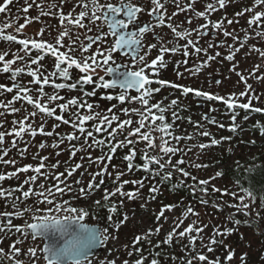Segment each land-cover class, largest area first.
<instances>
[{"label": "snow or ice", "instance_id": "snow-or-ice-1", "mask_svg": "<svg viewBox=\"0 0 264 264\" xmlns=\"http://www.w3.org/2000/svg\"><path fill=\"white\" fill-rule=\"evenodd\" d=\"M11 3H13V0H0V13L9 11V5ZM25 3L26 7L23 11L27 13L33 7V3H28V0H25ZM61 3H71V0H61ZM195 3L196 0H190V2H184V0H77L80 11L75 16H73L75 7L67 15L63 11L60 12L59 20L60 24L64 26V30L56 37L55 44L37 38L18 40L16 35L5 33V29L11 27V25L8 23L4 24L0 27V40L15 41L21 47L12 53L13 58L11 59H6L9 55L7 51L0 52V64H2L0 66V73L9 74L11 81L10 87L5 84H0V93H12L15 90V95L6 103L0 101V107L12 113H18L22 111V108H17L14 104L23 101L31 105L33 111L27 112L25 110L26 114L21 119L13 121L11 131L7 133L0 132V146L3 145L6 135L14 137L12 146L15 147V138L22 139L25 134L35 137L39 133L47 136H57V139L51 145L53 148H58L67 140L71 153L70 158L75 157L78 151L85 150V146L99 149L101 155L93 158L89 154L88 159L93 163L103 165V167L92 174V178L87 182L86 188H79L80 196H90L95 189H99L104 184L103 179L97 182V177H103L105 174L111 175V173H108V166L104 164V161H111L113 154L122 147L128 148L124 160L127 161V170L129 172L135 167H139L141 170L153 175H161V183L165 180H171L174 173H179L182 177H190L194 182L191 189L193 194L196 193L197 187H199L200 193L203 196H207L210 180L222 177L224 173L223 171H217L209 179L197 181L196 176L181 166L185 163L183 154L173 162V157L177 153L184 152L178 146L179 142L181 140H191L193 134L186 136L174 134V124L176 120L182 118L178 116L176 111H172V122L170 123L168 122L166 113L175 108L178 100L173 99L168 105H164L162 101L151 103L154 94L161 91L160 87L154 88L152 85H167L174 89H179L184 95L193 94L196 97H202L208 101L222 102L227 112L230 113L231 123L228 125V130L232 133L242 132L244 130L241 124L237 123V109L264 114V107L253 106V101H259L260 96L256 94L253 86L248 83V77L241 72H236L237 64H233L230 70L236 72L239 76V81L243 82L245 86L244 90L239 93L231 92L227 95H221L197 87L172 83L163 79H154L158 75L159 69L166 66V54H176L182 51L183 55L187 57L190 55L189 49L197 55L203 52L207 56V59L201 61L190 70L193 75L200 72L210 61L221 55L220 52H216L215 56L207 55L208 48H212L213 45L209 44L207 48H204L199 46V44L201 37L207 34L210 27L214 30H221L223 28L226 17L213 21L210 19V15L219 9H223L226 0L209 2L204 6L203 11H196L194 9ZM169 4H174L176 9L171 14L168 12ZM182 4L183 6H181ZM35 6L37 8L40 7L38 4ZM49 7L54 8L56 5L51 4ZM258 7L261 10H257ZM189 10L193 11L195 18H203L205 23L199 24L195 28H184L182 24L173 23V18L178 13H186ZM245 13L250 14L247 19V25L249 28L255 26L253 29L255 36L264 37V0H253L251 7L244 8L235 13V15L239 17ZM48 14L43 11L40 12V15ZM145 15L149 18L147 21L143 19ZM35 19L38 20L39 16L35 17ZM192 19V16L186 17L188 25H191ZM65 22H67L66 25ZM236 22L238 23V21ZM233 23V20H227L228 25ZM68 26L86 29L87 32H92L95 29L97 34L87 37V43H81L79 47H76L79 35L73 40ZM24 27L25 25L22 24L15 31L19 33ZM163 27L170 29L172 34L171 39L162 38L161 33L157 31V29ZM44 32L45 29L41 28L36 36L42 37ZM149 33L159 43L146 44L145 39ZM194 34L195 39H193ZM223 36H231L234 41L241 39L235 34V31L229 32L223 30ZM65 37L69 39L67 45L64 44ZM249 38L248 31L244 30L243 41L246 42ZM181 41H184V43H181ZM221 44H224V42L221 41ZM93 45H96L95 48H93ZM226 46L230 51L224 59L233 61L236 54L245 45L244 43H240L239 47H234L233 45ZM61 49L66 50L62 51ZM153 49H158V54L154 59L149 61L148 56ZM251 51L258 52L261 57H264V50L256 48L255 45L251 46ZM33 52L36 53L35 56H33ZM77 52L79 53L78 57L75 55ZM21 53L23 54L21 55ZM49 53L55 58L54 70L46 72L40 62ZM17 61H24V67L17 66ZM177 63L179 64L181 62L177 61ZM183 63L187 64L188 61L185 59ZM33 65L36 67L34 68ZM259 68L260 65H256L252 72L249 73V76H254L257 80H264V76H255ZM73 69L79 70L80 75L74 83L67 82L72 80ZM101 73L103 74L101 75ZM23 74L32 77V80L27 85L21 84L18 79ZM177 75L183 76L179 72ZM56 77H59L65 82H57ZM215 83L220 84L221 81L216 80ZM30 85H38V87H31ZM47 85H51L54 89L52 94L45 92V86ZM88 85L92 86L91 91L85 90V86ZM65 88L69 91H79L82 95L72 96L66 99L59 94V90ZM97 90H110L102 95L101 99H107L109 101L115 99L120 104H124L125 102L129 104L136 103L139 107L121 108L120 112L127 117L126 119H121L120 115L116 114L114 111L117 108L116 104L111 105L106 111H101V105L88 101L89 97L96 96ZM130 90H134L136 94L132 95ZM244 98H246L247 102H242ZM211 111H216V109L213 108ZM38 114L42 117L54 118L62 124L70 125L73 131L66 133L64 136H60L59 133H54V131L46 132V121L44 119H41L38 126H34L31 122ZM0 115H4V113H0ZM133 116L137 118L135 121L132 119ZM203 119L212 124L217 123L214 118L207 115ZM243 119L247 121L249 116L245 115ZM187 120L189 123H193L191 117H187ZM88 122H91L90 128L86 126ZM194 123L198 130L203 128V125L199 121ZM52 127L55 129L59 127V124H54ZM218 127L224 128L225 125L219 123ZM253 130L264 133V124L256 121L253 125ZM198 134L202 137L209 138L208 143L194 145L202 153L205 149L219 146L233 139L232 136H222L217 139L207 130L198 131ZM81 138L84 141L83 145L77 147L71 143ZM248 143L254 144L255 141L250 140ZM139 144H143V148L138 149L136 146ZM45 146L46 144L41 142L39 148L43 149ZM105 149L107 150L106 155L104 154ZM26 150L25 148L21 151L22 157ZM232 150L231 146L227 149L228 152H232ZM138 151L141 154V163L137 166L133 161L137 157ZM188 151H191V149H188ZM7 153L8 149L0 148V162L15 165L16 160L3 159ZM56 155L59 156L60 152H57ZM48 159L49 157L43 156L39 158V163L36 165L25 164L23 167L16 168L15 171L0 173V182L13 177H17L18 179V173H27L29 171L34 173L26 177L14 188H4L2 183H0V199H4L5 201V210L0 211V233L7 234V232H11L14 229L24 239L30 236L32 241H41L42 246L29 247L27 252L23 253L31 258H35L31 260V264H37V261H42V264H92L90 257L93 255V249L108 240V228H101L99 226L101 218L98 216L95 217V223L88 222L90 215L94 214L90 213L85 207L74 206V201L78 199L77 196H70L67 199L64 198L74 191L72 183L69 182V178L77 169L82 167V164L77 163L65 169V172H55L54 170L59 166V161L52 163L49 168L45 163ZM193 166L195 168H207L209 165L198 163ZM236 167L237 169L242 167L239 160L236 161ZM245 171L252 173L255 171V167L249 166ZM123 175L124 172L117 171L115 174V182H119L118 186L111 190L108 188L103 189V203L100 199L94 201L96 208L107 209V220L116 230H119L121 224L127 221L128 216L125 214L123 220L113 222V214L117 212L118 206L111 198L119 195L120 197L126 196L129 200H132L140 194L139 189L144 186L143 180H123L121 182L120 178ZM40 178H42V181L37 185V180ZM50 178L55 183L46 186L45 182ZM74 183L79 185L81 184V180L78 179ZM129 183L139 185V188L135 191H123L124 185ZM180 183L183 184L184 181L181 180ZM235 184L239 192L242 193L241 195H238L237 192H229L227 188L222 190L215 187V185L212 186V192L231 195L239 201L238 203H228L224 206L214 201L213 203L217 209L221 211L224 207L235 209V213H229V220H232V217L236 213L248 217L253 211L255 212V218L257 220L262 219L260 211L256 210L253 206L259 204V208L264 209V191L258 193L250 184L244 186L239 179L235 180ZM25 185H27V190H25ZM149 191L150 193H156L159 191V188L153 185ZM17 192L20 193L19 196L14 195ZM30 199H32L31 203L28 202ZM153 199H155L154 196ZM9 202L13 209L12 211L7 210ZM200 203L207 204L208 200L202 198ZM120 204L122 206V200ZM174 207L176 205L169 204L163 206L157 219L159 220L163 217L165 210L170 211ZM189 214L199 215L189 205L183 213V218H178L179 223L175 224L172 231L167 234L163 243L171 244L174 236H178V238L187 236L188 244L195 255H190L186 264H193V261L207 262V264H220L218 258L209 260L207 255L196 251V241L199 239L202 247H207V251L212 252L214 249L211 245L218 242L216 236L231 234L234 229L226 228L221 232L219 228H215L213 237L207 245H204L201 233L206 225L197 226L198 222L193 221L183 231L177 233V229L180 228L184 223V218H187ZM26 216L27 219H25ZM12 217L23 220V223L14 224L12 219H10ZM233 222L236 226H239L241 223L251 226L252 223L247 219L244 221L236 219ZM159 232L160 227L155 229V233H153L152 229H149L148 233L144 236H137L133 243L135 245L141 240H147L151 245L149 237ZM193 232L196 235H192ZM3 239L4 237H0V243L3 242ZM23 242L21 239L14 240L9 245L10 252L8 253L5 252L3 247H0V254L9 256L13 264H25L23 260L16 259V255L22 254L21 248L17 245L23 244ZM160 243L158 241L155 247H160ZM136 251L139 253L141 250L137 248ZM38 252L42 255L37 256ZM128 255L131 256L132 252H129ZM155 255L158 257L160 253H155ZM233 255L234 251H229L226 260L231 261ZM246 255L244 254L241 257L242 262L246 258ZM145 259L146 257L141 256L133 264H144ZM107 264H117V262L116 260H111ZM123 264H129V261L124 260ZM150 264H159V260L153 258Z\"/></svg>", "mask_w": 264, "mask_h": 264}, {"label": "flooded vegetation", "instance_id": "flooded-vegetation-1", "mask_svg": "<svg viewBox=\"0 0 264 264\" xmlns=\"http://www.w3.org/2000/svg\"><path fill=\"white\" fill-rule=\"evenodd\" d=\"M184 2H190V0H184ZM209 2H214V0H196V3L194 4V9L196 11H203L204 6ZM28 3H33V7L30 8L27 11V13H25L23 11V9L26 7L25 0H13V3H11L9 5V11H7L5 13H0V27H2L6 23L10 24L11 27L5 29V33H11L13 35H16L18 40L24 39V38H37V39H43L49 43L55 44L56 37H58L59 33L64 30V26H62L60 24V20H59L60 12L63 11L64 14L67 15V13L73 7H75V12H73V16H75L80 11V7L77 4V0H71V3H67V4H62L61 0H28ZM37 4L40 5L39 8H37L35 6ZM51 4H55L56 7H54V8L49 7V5H51ZM247 5H249V4L247 3ZM181 6H183V4ZM217 7H218V5H217ZM175 10L176 9H175L174 4L168 5L169 14H171V12L175 11ZM41 11H43L45 13H49V14L48 15H40ZM37 16H39L38 20L35 19V17H37ZM188 16L193 17L191 25H188V23L186 22V17H188ZM224 17H226V16H224V13H221V9H219L218 11H216L210 15V19H212L213 21L220 20L221 18H224ZM247 17H249V16H247ZM227 18L234 20V18H232V17H226V19ZM143 19L145 21H147L149 18L145 15L143 17ZM225 20H224V24H225ZM85 23H87V21H85ZM173 23L174 24H182V27H184V28H187V27L195 28V27H197V25L205 23V20L203 18H195L193 11L189 10L186 13H184V12L178 13V15L173 18ZM22 24L25 25V27L22 29L21 32L17 33L15 31V29ZM66 24H67V22H65V25ZM229 26L230 27L234 26V28H236V24H234V23L229 25ZM68 27H69V30L71 32V36H72L73 40H75L76 36L79 35V40L77 41L76 47H79V45L81 43H87L88 42L86 39L87 37L95 36L97 34L95 32V29H93L92 32H87L86 29H80V28H77L75 26H68ZM246 27H248L247 24H246ZM254 27L255 26H253V28ZM41 28L45 29V32L43 33L42 37H37L36 34L40 31ZM253 28H250V29L253 30ZM105 30H106V28H105ZM223 30H228V29H226V26H223V28L221 30H214L210 27L207 31V34L201 37L199 46L207 48L209 44L213 45L212 48H208L207 55L215 56L216 52H220L221 55L216 57V59L210 61L206 67L201 69L200 72L193 75V74H191L190 70H192L194 68V66L199 64L201 61L207 59V56L203 52H201L200 54L197 55L191 49H189L190 55L187 57H185L183 55L182 51L178 52L176 54H166V56H165L166 66L159 69L158 75L156 77H154V79H163V80L170 81L172 83H179V84H184L186 86L197 87V88H201L202 90L212 91L214 93H218L221 95H224V94L221 93L220 88L222 86H224V89L226 90L227 89V87L225 86L226 84H230L229 85L230 86V92L229 93H231V92L239 93L240 91H243L244 89L242 87H240L239 84L240 85H244V84H243V82L239 81V76L236 74V72L242 73V69L239 68L238 62H240L242 64L243 61L249 60L251 63L253 61V59H255V57H254L255 54L258 52L251 51V47H250V49H247V47L245 49L241 48L240 51L236 54L235 59L233 61H230L229 67L227 69L226 68L224 69L225 71H229L230 76H231L230 82L227 83L224 80L223 76L221 75L222 74L221 66L223 65L222 56L226 53V51H230V49L226 45H233L234 47H238V45H237L238 40L235 41V44H233L232 41L226 42L225 36H223ZM157 31H159L161 33L162 38H167V39L172 38V34H171L170 29H168L166 27L157 29ZM230 32H233V31H230ZM248 33H249V35L252 34V32H248ZM229 37L232 39L231 36H229ZM193 39H195V34L193 35ZM241 40L243 41L242 38H241ZM221 41H223L224 44H221ZM68 43H69V39H68V37H65L64 38V44L67 45ZM145 43L147 44V43H159V42L152 37L151 33H149L146 36ZM181 43H184V41H181ZM252 45H255L256 48H260L261 50H263L262 45L253 44L251 42V44L249 46H252ZM95 46L96 45H93V48H95ZM20 47H21V45H19L15 41L0 40V52L7 51L9 53V55L6 57V59L13 58L12 53L16 52ZM61 50L65 51L66 49H61ZM252 53H255L253 55V57L251 55ZM22 54L23 53H21V55ZM157 54H158V49H153L152 52L148 56V60L150 61L151 59H154ZM35 55H36V53L33 52V56H35ZM75 55L78 57L79 53L77 52V53H75ZM185 59L188 61L187 64L183 63V61ZM177 61H180L181 63L178 64ZM40 63L44 66V70L46 72H50V71L54 70L55 58L52 57L51 54L49 53L44 57V59ZM233 64H237L236 72L230 70L232 68ZM24 65H25L24 61H17V66L24 67ZM0 66H2V64H0ZM33 67L35 68L36 66L33 65ZM178 72L182 73L183 76H178L177 75ZM102 74L103 73H101V75ZM248 74H249V72H248ZM79 75H80L79 70L73 69L72 70V80L67 81V82L74 83ZM246 77H248V79H250L252 76L247 75ZM18 79H19L21 84L27 85L28 82L32 80V77L27 75V74H23ZM56 80H57V82H65V81H62L59 77H56ZM216 80H220L221 83L216 84L215 83ZM0 84H5L6 86H9V87L11 86L9 74L0 73ZM30 86L31 87H38V85H30ZM152 87H154V88L160 87L161 91L159 93L154 94V97H153L151 103H156L157 101H162L164 105H168V104H170L171 100H173V99L178 100V104L175 106V108L169 110L166 113V116L168 118V122H170V123L172 122V116H171L172 111H176L178 116L182 118V119L176 120V122L174 124L173 132L176 133L177 135L186 136L189 134L188 132L190 130H195V131L200 130V129L198 130L195 127V123H194L195 120H193L192 116H190L193 113H194V115H197L198 117H200V120H203V121H200V123H205L206 126L217 127V125L219 124L218 121L222 123V122H224L225 118L226 119H228V117L230 118V113L227 112V110H226L225 106L222 104V102L208 101L202 97H196L193 94L184 95V94H182V92L179 89H174V88L167 86V85L166 86H160L158 84H153ZM85 90L91 91L92 86L91 85L85 86ZM53 91H54V89L52 88L51 85L45 86V92L46 93L52 94ZM108 91H110V90H97L96 96L89 97L88 101L90 103L101 105V109H100L101 111H106L109 107H111V105L116 104L117 108L114 111L116 112L117 115H120L121 119L127 118L120 112L121 108H123V107H129V108L139 107V105L136 103L129 104V103L125 102L124 104H120L119 101H117L115 99H113L111 101H109L107 99H101V96L104 95ZM130 91H131L132 95L136 94L134 90H130ZM255 91L257 93L260 90L258 88H255ZM59 94L61 96H64L66 99L71 98L72 96H81L82 95V93L79 91H69L67 88L59 90ZM13 95H15V90L12 93L2 92V93H0V101H4L6 103L8 100H10L12 98ZM33 95H35V93H33ZM242 102H247L246 98H244L242 100ZM193 103L196 106V110L191 112V107L194 106ZM258 103H259V101L254 100L253 106L254 107H260L257 105ZM14 106L17 108H22V111H20L18 113H12V112L7 111L4 108L0 107V113H4V115H0V125H2V126H0V132L7 133V132L11 131V129L13 127V121L14 120L21 119L26 114V111L27 112L33 111L32 106L28 105L26 102H23V101L16 102L14 104ZM213 108L216 109V111H211V109H213ZM237 112H238L237 121H238L239 117H241V119H242L240 123L239 122H237V123L241 124V126L243 128H248L247 132L250 131V125L249 124L254 119H248L247 121H244L243 117L245 115H248L249 118H251V117L255 118V117L264 115L261 113H255V112L246 111V110H242V109H237ZM58 114H59V110H58ZM205 115L214 118L217 121V123L212 124L209 121L204 120L203 117ZM187 117H191V120L194 123V126L192 128L190 127V123L187 120ZM41 119H44L46 121V123H45V131L46 132L47 131H54V133H59L60 136H64L66 133L73 131V129L71 128L70 125L62 124V123L56 121L54 118L42 117L40 114H38L34 118V120H31V122L34 124V126H38ZM132 119L135 121L137 118L135 116H133ZM229 122L231 123V119L229 120ZM246 123L248 125H246ZM54 124H59V127L53 129L52 126ZM86 126L90 128L91 122H88V124ZM113 126H115V125H113ZM225 127L228 128V125H225ZM157 135H159V134H157ZM13 139H14L13 136L6 135L4 143L2 146H0V148L8 149V153L6 156L3 157V159L4 160H13L14 159V160H16V164L12 165V164H4L3 162H0V173H8V172L15 171L16 168L23 167L25 164L36 165L39 163V158L43 157V156L49 157V159L47 161H45L46 165L49 168H50L51 164L55 163L56 161H59V164L64 163V162H70V163H68V165L63 164V168L65 171V169L70 168V167L74 166L75 164H77L76 161L78 159H80L81 157H83V154L85 155V152H88V150L93 149V148H88L87 146H85V152L84 151H78L76 153L75 157L70 158L71 153L69 151V142L67 140H65L64 143L61 144L58 148L51 147L52 143L57 139L56 135L47 136V135H42V134L38 133L35 137H32L28 134H25L22 139L21 138H15L16 139V146L15 147L12 146V140ZM41 142H44L46 144L45 148H43V149L39 148V145ZM262 142H261V144H262ZM71 143L76 145L77 147H79V146L84 144V141H83V138H81L79 140L72 141ZM188 143H189V140H181L179 142L178 146L184 150L185 147L188 148V145H189ZM143 146H144L143 144H139L136 147L139 149V148H143ZM25 148L27 150L22 157L21 151L24 150ZM93 151H94V149H93ZM96 151L101 155V151L99 149H96ZM57 152H60L59 156L56 155ZM127 152H128L127 147L119 148L116 151V153L113 154V159L111 161L105 160V162L109 163L110 165H114V164L120 165L124 170H127V161L124 160V156L127 154ZM104 154L105 155L107 154L106 149H105ZM180 154L181 155L183 154V156H184L185 152L177 153V156H178L177 159L180 158L179 157ZM140 159H141V154L138 151L137 157L135 158L133 163L135 164L136 162H141ZM175 160H176V158L173 157V162H175ZM184 160H185V163L181 166L184 167L186 170H188L186 167V164L188 162L186 161L185 156H184ZM81 164L83 166H86V165L91 166L90 161H86V163H81ZM76 172H74V173H76ZM140 173H141L140 169L136 168V167L130 172V174L133 175L138 180H141ZM33 174L34 173L31 171H29L27 173H18V177H19L18 179H17V177H13L11 179H6L0 183H2V186L4 188H14V187L18 186L26 177H29ZM73 176H75V178H73ZM175 176L177 178H180L178 174H176ZM182 178L185 179L184 180L185 182H187L190 179V177H185V178L182 177ZM78 179L81 180V184H79V185L74 183ZM41 181H42V178L38 179L37 185ZM69 182L72 183V185H73V189L75 192L74 196L78 195L79 197H88V200H83V201L76 200V201L79 202V204L82 202H85V203H87V205H89L91 203L89 201L90 200L89 197H91L93 192L90 196H80V194H79V188L80 187H85V188L87 187V182H88L87 176H86V178H84L79 173H78V176L73 174L69 178ZM51 183H55V181L52 180L48 184H51ZM83 184H84V186H83ZM187 184H189V183L187 182ZM25 190H27V185H25ZM14 195L19 196L20 193L17 192ZM70 196H72V195H66L65 199L69 198ZM30 201H32V199H30ZM76 201H74V202H76ZM4 205H5L4 199H0V211L5 210ZM77 205H78V203H77ZM253 207L256 210L260 211L262 219L257 220L255 217H252V218L249 216L245 217L240 213H236L232 217V220L230 221V224H229L230 228L234 229V231L231 234H237L238 233V226H236L233 221L236 219H239L241 221H244L246 219L250 220L252 222L251 226L245 225L244 223H241L239 226H245L247 228L249 227L252 230L253 235H255V237H256V241L255 240L250 241L251 243L249 246L251 248L252 245H254V243H256V247L253 249L252 248L249 249L247 252L240 251L236 247L230 248V251H234L233 258L236 255L235 259L238 260L236 263L232 261L233 258L231 261L226 260V257L228 255L229 250L226 249V247L224 246L225 244L221 245L220 243H216L215 244L216 251L212 254H208V253H204V247H202L201 241L199 239H197L196 249L197 248H203V249H201L202 253L207 255L209 260H215L218 258L220 260V264H233V263L234 264H264V209H260L259 204L257 207L256 206H253ZM7 210L8 211L13 210L10 206V202H9V207L7 208ZM253 213H254V211H253ZM252 216H253V214H252ZM10 219H12L14 224L17 223L18 221L19 222L21 221V219H17L15 217H12ZM22 221H21V224L23 223ZM4 235H12V231L7 232V234L4 233ZM8 237H10V236H8ZM151 237L152 236H150L149 238H151ZM185 237L179 238V240L184 241V240H186ZM135 239H136V237L131 239L132 246L129 249V252H132V255L134 253L133 252V250H134L133 242L135 241ZM247 242L248 241H246V243ZM103 245H104V243L102 244V248H103ZM108 252H113V250L108 251ZM129 252L126 253V257L132 258V255L131 256L128 255ZM101 253L102 252L99 251L90 257L92 260V264H93L94 260H96ZM187 254H188V250H187ZM244 254H247V255H246V258L244 259V261L242 262L241 257ZM193 255H195V253ZM106 259H108V258H106ZM0 261H1V259H0ZM128 261H129V264H131L133 262L132 260H129V259H128ZM4 262H5V264H13V262H8V261H4ZM204 263L205 262H199V261L197 262L196 261L195 264H204ZM174 264H176V263H174Z\"/></svg>", "mask_w": 264, "mask_h": 264}, {"label": "rangeland", "instance_id": "rangeland-1", "mask_svg": "<svg viewBox=\"0 0 264 264\" xmlns=\"http://www.w3.org/2000/svg\"><path fill=\"white\" fill-rule=\"evenodd\" d=\"M247 3L249 5H247ZM253 4V0H226V4L225 7L223 9H221V13H224V16L226 17H232L234 18V24H236V28H234V26H229L227 24V20L228 18L225 20V24L224 26H226V29H228L227 31H236V35L239 36L240 38H243L244 36V30H247L248 32H252L250 36V38L245 42L242 41L241 39L238 40V47L240 46V43H244L245 47H243L244 49L247 47V49H250L251 46H249L251 44V42L253 44H258V45H262L263 50H264V37H257L255 36V31L251 30L250 28L246 27L247 24V19L250 16L249 13H245L243 16H239L237 17L235 15V13L243 10L244 8H248L251 7ZM257 10H261L260 7L257 8ZM238 21V23L236 22ZM254 29V28H253ZM225 41H232L233 44H235V41L233 40V38L231 39L230 37H225ZM254 52V51H253ZM229 53V51H226V53L222 56V63L223 65L221 66V71H222V76L224 78V80L229 83L230 82V72L229 71H225L224 69L229 67L230 61L224 59V57L226 56V54ZM255 53H252V57ZM255 59H253V61L250 63L249 60H245L242 62V64L240 62H238V66L239 68L242 69V74L247 76L249 75L248 72H252V70L256 67V65H260L259 70L255 73V76H264V57H261L259 55V53L255 54ZM248 82L253 86V88H258L260 91H258L256 94L260 96L259 99V103L257 104L258 106H264V80H257L255 79L254 76H252L250 79H248ZM230 84H226L225 86L227 87V89H224V86H222L220 88L221 93L224 95L229 94L230 92ZM240 87H242L244 89V85H240ZM193 101V100H192ZM194 106L191 107V112L196 110V106L193 103ZM190 116H192V119L196 121H203L200 120V117H198L197 115L191 114ZM231 118L228 117V119H224V122H222L224 125H229ZM249 119H254L253 117L249 118ZM241 117L238 118L237 122H241ZM218 123H221L218 121ZM203 125V128L200 129L199 131H203V130H207L210 133H218L220 132L221 128L215 127V126H206L205 123H201ZM194 126V123H190V127L192 128ZM189 134H193V138L191 140H189V145L188 148L185 147L184 148V156L186 157V161L188 162L186 164V167L188 169V171L197 177V181L201 180V179H209L210 177L214 176L215 173L217 171H219L220 169L224 168H230L231 166H233L232 163H226L224 165H222V163H217L216 168L212 167H201V168H195L193 165L195 164H206L208 162H212V160L214 159V157L216 156L215 154L217 152H223V148L228 147V143L227 141L222 143L221 147L219 146H213L211 148L205 149L203 150V153L201 152V150L198 147H194V145H198L199 143H208L209 142V138H203L202 136H200L198 134V131L195 130H190L188 132ZM187 133V134H188ZM244 137L246 138H256L257 141H262V146H264V137L261 136H252L249 132L244 131ZM196 137L200 138V141L195 140ZM218 139L219 136L217 135ZM188 149H191V151H188ZM259 149V148H256ZM216 150V151H215ZM85 152V150H83ZM255 149L252 150H246V149H241L240 146H238L234 152L232 153L231 156H233L235 159L237 156L240 155V158L243 160L246 158L247 153H253L255 152ZM89 154H91V156L93 158H95L96 156H99L100 154L96 151V149L92 150H88V152H85V155L83 154V157H81L80 159H78L76 161V163H86V161H89L88 156ZM236 154V155H235ZM181 156V154L179 155V157ZM176 159L178 158L177 154L176 156H174ZM68 163L70 162H64V163H60L59 166L57 167L56 170H54L55 172H65L64 168H63V164L64 165H68ZM91 166H83L80 169H77L76 173H73L74 175L78 176V173L81 174L84 178H88V181L91 180L92 178V174L97 172L101 167H103V165L101 164H97V163H93L90 161ZM104 164L108 166V173H111V175L105 174L103 177H100L98 179V182L100 179H103L105 182V186L104 187H100L99 189H95L93 191V194L91 195L90 198V202H92V199H100L101 197H103V189L104 188H108L109 190L113 189L114 187L118 186L119 182H115V174L117 171H122L124 172V175L120 178V181L122 182L123 180H138L137 178H135L133 175L130 174V172L128 170H124L120 165L114 164V165H110L109 163H106L104 161ZM61 166V167H60ZM175 175L178 174L179 175V179H183L181 174L179 173H174ZM66 175V173H65ZM73 178H75V176H73ZM185 178V177H184ZM191 179V178H190ZM185 179H183L184 181ZM52 181V179L50 178L46 183V185L48 183H50ZM187 184V182H185ZM188 186L192 187L193 184L189 183L187 184ZM215 185V187L220 188V189H225L227 188L229 190V192H237L238 195H241L242 193L239 192L238 187L236 186L235 183H232L231 181L228 180L227 177H225L224 175L222 177H218L215 180H210L209 183V187L212 189V186ZM84 186V184H83ZM158 187V186H157ZM137 188H139V185H133L131 183L124 185L123 191L128 192V191H135ZM159 191L156 193H150L149 189L147 188V186H143V188L139 189L140 194L132 199L129 200L126 196L125 197H120L119 195H117V198H119V200L123 201L124 206L126 207H130L128 210V219L126 222H124L123 224H121L119 230H116L114 227H109V238L106 242H104L103 245V250H101L100 252H102L98 258L96 260H94L93 264H107L108 261L111 260H116L117 264H123L124 260H132V258H128L126 257V253L129 252V249L132 246L131 243V239L139 236H144L145 234L148 233L149 229L153 230V233H155V229L157 227H160V235L163 234H168L169 232L172 231L173 227L175 226L176 223H179V219L178 218H183V213L187 210L180 208L179 206L176 205V207H174L173 209L169 210H165L163 217H161V219H157V216L160 213V210L163 206L165 205H169L168 203H163L162 202V198L163 196H166V199L168 200V202L170 201H174V198L172 197L171 194H169L164 187H158ZM163 195H162V194ZM168 193V194H167ZM214 193V192H213ZM199 195L203 196L202 193H200V191H198ZM215 197L218 198L217 202L220 203L222 206L228 204V203H238L239 201L237 199H235L234 197H232L231 195H222L220 192H215L214 193ZM153 196L155 197V199H153ZM29 203H31L32 201H28ZM77 202V201H76ZM76 202H74V206H76ZM78 203V202H77ZM84 206H87V203H83ZM80 205L78 203L77 207L83 206ZM254 206H258L254 205ZM194 211L196 213H198L199 215H192L189 214L187 216V218H184V223L180 226V228L177 229V233H179L180 231H183V229L185 227L188 226V224L192 223L193 221H197V226H202V225H206V227L204 228L203 232L201 233V236L203 237V243L204 245H207L210 241V239L213 237L214 234V229L215 228H219L221 232H223L226 228H230V221L229 220V213L235 212V209H230L227 207H224L223 210H218L217 207L215 206V204L210 201V203H208L207 205H195L193 206ZM152 209L154 210V213L152 211ZM156 216H155V215ZM253 214V216H252ZM153 216V217H152ZM154 216L156 218H154ZM249 217H255V212L251 213V215ZM25 219H27V216L25 217ZM22 221V220H21ZM21 221L15 223V224H21ZM23 222V221H22ZM89 223H95L96 220L95 219H91L88 221ZM100 224V223H99ZM194 235H196L193 232ZM10 236V237H8ZM0 237H4L3 242L0 243V247H3L5 249V252L8 253L10 252V248L9 245L12 244V242L16 239H21L23 240V244L17 245L18 247L21 248L22 250V254L16 255V259H21L25 262V264H31V260L35 259V258H31L27 255H24L23 253L27 252V249L29 247H35L37 245L42 246V242L37 240V241H32L31 237L29 236L27 239H24L23 236H21L19 233H16L15 230H12V235H4V233H0ZM178 237V236H176ZM216 240L218 241L217 243H220L221 245H224L226 247L227 250L230 251V248L232 247H236L238 250L243 251V252H247L249 249H253L256 247V243H254V245H252V247L250 248V241H256V237L255 235H253L252 230L248 227L245 226H238V233L237 234H228V235H224V236H216ZM222 241V243H221ZM237 241V242H236ZM246 241H248L246 243ZM213 247V249L216 247L215 244L211 245ZM110 254H108V251H112ZM207 251V249H206ZM216 251V248L212 251L209 252L208 254H212ZM252 251V250H251ZM208 252V251H207ZM41 253H37V256H41ZM108 258V259H106ZM236 255L233 258V262H237L238 260L235 259ZM0 264H5L4 261H8V262H13L9 256H5L0 254ZM198 262V261H197ZM193 263L195 264L196 261H193ZM37 264H42V261H37ZM204 264H207V262H205ZM234 264V263H233Z\"/></svg>", "mask_w": 264, "mask_h": 264}, {"label": "trees", "instance_id": "trees-1", "mask_svg": "<svg viewBox=\"0 0 264 264\" xmlns=\"http://www.w3.org/2000/svg\"><path fill=\"white\" fill-rule=\"evenodd\" d=\"M256 121H260L262 124H264V115L255 117L254 120L249 124L250 125V131L249 133L252 136H261L264 137V133L258 131V130H253V125L255 124ZM246 125H248L246 123ZM259 127V126H257ZM244 130L242 132L238 131L236 133H232L228 130V128L224 127L221 128L220 132L218 133H212L213 136H215L217 139V135L220 137L222 136H232L233 139L228 143V147L223 148V152H217L212 160V162L206 163L209 165L208 167L216 166L217 163H222V165L226 163H232L233 166L230 168H222L219 171H223L224 176L228 178L229 181L232 183H235V180L239 179L244 186H248L249 184L251 187L256 190L258 193L260 191H264V146H262L261 142L263 141H257L256 138H246L244 137V131H247L248 128H243ZM177 135L176 133H174ZM203 138H208V137H203ZM197 141H200L201 139L196 137ZM254 140L255 143H248V141ZM263 143V142H262ZM222 145V144H221ZM220 145V147H221ZM232 147V152H228L227 149L229 147ZM240 146L241 149H246V150H252L255 149L256 151L253 153H247V156L245 159H241L240 155L236 157V159L231 156L234 150ZM259 148V149H256ZM216 151V150H215ZM236 155V154H235ZM255 158V159H253ZM239 160L242 167L237 169L236 167V161ZM141 161V159H140ZM141 162H136L135 165H139ZM249 166H254L255 171L252 173H248L245 171L246 168ZM139 168V167H136ZM140 169V168H139ZM140 173V178L144 182V186H147V188H151L153 185L155 186H160L164 187L165 190L172 195L174 198V201L168 202L166 199V196H163L162 202L163 203H168L172 205H177L182 209H187L189 205L192 207L195 205H202L200 203V200L207 199L208 203L210 201L212 202H217L218 198L215 197L214 193L212 192V189L208 186L209 193L207 196H201L198 193L199 187H197V191L195 194L192 193V187L188 186L185 181L183 184L180 183L181 179L177 178L175 175H173V178L171 180H165L163 183H161L162 176L161 175H153L149 172L141 170ZM100 177H97V182ZM188 183L194 184V182L189 179L187 181ZM105 186V182L101 187ZM167 193V194H168ZM162 194V193H161ZM163 195V194H162ZM78 197V201H83V200H88V197ZM66 198V196L64 197ZM97 200V198L92 199V202L86 207L89 209V212L94 214L90 215L88 218V221L91 219H95L96 216L100 217V227L104 228L107 227L109 230V227L111 226L107 220L108 216V211L106 208H96L94 205V201ZM100 200L103 203L102 197ZM111 200H114L117 203V212L113 214V222H119L120 220H123V217L125 214L128 215V210L129 208L124 206V204H120L119 198L113 197ZM111 202V201H110ZM207 203V204H208ZM203 204V205H207ZM194 209V208H193ZM153 213L154 210L152 209ZM155 215V214H154ZM156 216V215H155ZM154 216V218H156ZM153 217V216H152ZM113 227V226H111ZM192 235H194L192 233ZM152 237L149 238L151 240V245L148 243L147 240H141L139 243L135 244L133 243V255H132V261L134 262L137 259H140L141 256L146 257L144 264H150V261L153 258H156L159 260V264H186L187 259L190 258V255H193L194 252L191 251V248L188 244V237L186 236L184 241L179 240L178 237L174 236L173 241L171 244H164L163 241L166 238L167 234L160 235V232L154 235H151ZM133 241V240H132ZM160 241V247H155L157 242ZM198 246V245H197ZM139 248L141 251L138 253L136 249ZM203 248H197L196 251L202 252ZM207 247H204V253H209L206 251ZM188 250V254H187ZM155 253H160V255L157 257ZM189 255V256H188ZM175 257V259H173ZM133 262L131 264H133ZM194 264V263H193Z\"/></svg>", "mask_w": 264, "mask_h": 264}, {"label": "water", "instance_id": "water-1", "mask_svg": "<svg viewBox=\"0 0 264 264\" xmlns=\"http://www.w3.org/2000/svg\"><path fill=\"white\" fill-rule=\"evenodd\" d=\"M99 226H100V224H99ZM102 249H103V248H102V244L97 245L96 248L93 249V255H94L95 253L101 251ZM107 253L110 254L111 252H107ZM93 255H92V256H93Z\"/></svg>", "mask_w": 264, "mask_h": 264}, {"label": "built area", "instance_id": "built-area-1", "mask_svg": "<svg viewBox=\"0 0 264 264\" xmlns=\"http://www.w3.org/2000/svg\"><path fill=\"white\" fill-rule=\"evenodd\" d=\"M68 195H72V196H74L75 195V192L73 191L72 193H70V194H68ZM79 203V202H78ZM83 203H85V202H82V203H80V205H82ZM86 204V203H85ZM76 206H77V203H76ZM88 206V205H87ZM87 206H84V204H83V206H80V207H87ZM161 219V218H160Z\"/></svg>", "mask_w": 264, "mask_h": 264}, {"label": "clouds", "instance_id": "clouds-1", "mask_svg": "<svg viewBox=\"0 0 264 264\" xmlns=\"http://www.w3.org/2000/svg\"><path fill=\"white\" fill-rule=\"evenodd\" d=\"M216 166H217V164H216ZM216 166H213V167L216 168Z\"/></svg>", "mask_w": 264, "mask_h": 264}]
</instances>
